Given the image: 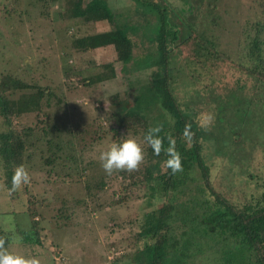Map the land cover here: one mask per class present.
Masks as SVG:
<instances>
[{
    "label": "trees",
    "instance_id": "16d2710c",
    "mask_svg": "<svg viewBox=\"0 0 264 264\" xmlns=\"http://www.w3.org/2000/svg\"><path fill=\"white\" fill-rule=\"evenodd\" d=\"M82 1L70 0L73 17L88 23L104 21L111 27L108 31L76 39V51L111 46L116 51L114 63L119 62L121 68H126V64L133 59V45L124 31L132 27L114 24V15L104 0H87L81 7ZM132 2L142 14L154 16V23L144 26L143 35L148 32L149 36L154 35L155 38L152 40L155 43L153 52L145 54L148 59L145 57L146 63H142V68H139L154 70L139 81L142 84L146 80L147 85L146 89L142 86L137 92L140 93L131 99L133 106L127 109L123 102L137 85V81H129L135 73L125 76L128 85L122 94L107 96L101 84L117 77L112 63L103 65L105 70L110 71L109 78H105L102 73L82 76L83 71L79 75L74 72L73 75L84 93L83 98L90 100L91 107L101 105L103 98H107L110 107H117L104 118L109 140L119 143L125 135H129L141 143L146 153L139 170L111 174V177L119 178V186L118 190L112 192L110 205L127 207L129 202H135L131 208V218L119 220L117 225L113 224L108 230L112 233L114 228L122 230L124 226L131 227L127 233L132 240L130 242L127 239L126 247L132 246L129 249L133 253L122 264H196L200 260V264H264V164L257 172L251 173L243 171L249 165L237 170L229 162L232 152L240 153L243 149H250L259 153L263 147L254 143L243 147L245 142L242 137H245L243 133L248 134L253 128L264 129V4L257 3L262 8V16L260 20L256 18L245 24L243 44L231 55L217 50L214 38L203 35L193 22L185 21L183 15H172L164 5L147 0ZM216 9L214 0L205 2L202 9L204 19L217 22L218 19L213 17ZM190 39L193 44L192 55L177 65L181 45ZM142 60L141 57L137 61L135 69H138ZM215 62L242 71L244 79L252 83L249 97H233L229 94L224 98L210 99V92L199 83L202 82V74L194 65ZM204 70L207 73L211 69ZM87 87L92 90H87ZM27 89L32 87L14 77H0V116L5 118L4 123H8L11 115L5 94ZM35 91L34 96H31L41 101L44 93L38 88ZM141 95L146 98L141 99ZM205 97L208 100L204 101ZM210 115L213 119L209 123ZM90 124L95 123L92 121ZM156 126L162 127L159 135L163 138L165 149L169 147L167 136L171 134L175 138V150L181 155L182 172L173 174L166 166L169 157L165 152L156 155L144 142L148 129ZM48 130L47 127L44 131ZM186 130L192 134L190 142L185 139ZM51 131L57 133L58 129L51 128ZM30 132H0V179L3 178L0 193L14 207L6 212L0 211V214H24L27 221L23 229L17 228L16 218L15 228L0 227V238L5 240L6 249L14 234L25 245L39 247L42 242L39 219L43 216L41 211L35 209V205L39 204L30 198V202L25 198L27 206L21 202L25 197L26 185L21 187L24 190L18 189L11 194L6 191V188H11L15 168L21 164L27 167L31 159L28 151L35 148L39 141H31ZM95 138L93 141L100 145L105 137ZM77 139L82 140L81 137ZM77 143L75 139L67 141L69 150L63 155V143L47 141L44 151L47 158L43 159V165L54 166L56 161L63 158L65 166L62 167V180L68 177L71 183H84L79 171H83L89 164L81 160L85 145L79 148ZM221 161L232 170L233 175L222 173L217 178L213 176V168L216 169ZM51 168L46 173L49 179L47 182H60L59 174L53 176L51 172L50 176ZM76 172L78 176H75ZM104 177L107 179L109 175ZM101 178L94 189L101 191L105 187L104 179ZM212 178L227 189L218 188L215 191L211 187ZM83 189L89 197L92 190L88 183H84ZM52 201H56L54 196ZM60 201H56L60 204L57 215L67 220L69 217L65 215L63 205L65 200ZM22 206H26L23 211ZM13 229L17 231L12 233Z\"/></svg>",
    "mask_w": 264,
    "mask_h": 264
},
{
    "label": "rangeland",
    "instance_id": "374dc122",
    "mask_svg": "<svg viewBox=\"0 0 264 264\" xmlns=\"http://www.w3.org/2000/svg\"><path fill=\"white\" fill-rule=\"evenodd\" d=\"M86 1L81 2V7ZM153 1L164 5L172 15H183L185 21L193 22L203 35L214 38L217 50L231 55L243 44L242 32L245 24L261 18L262 8H259L257 3L264 4V0H214L217 9L213 17L218 20L212 23L204 19L202 10L203 4L211 0ZM104 2L114 15V24L132 27L128 31L123 30L133 45L131 50L133 59L126 64V68H121L119 62L114 63L116 51L111 46L76 51L74 47L76 39L108 31L111 25L104 21L88 23L73 17L70 0H0V77L11 76L32 87L5 94L11 115L8 117V123H4L5 118L0 116V132L30 130V140L39 139L36 147L28 151L31 159L26 168L29 169L31 179L25 186L27 190L21 202L27 206L25 198L29 202L30 198L32 202L39 204L35 205V209L41 211L43 216L40 219L37 217L40 220L39 227L42 228L39 232L41 246L25 245L21 238L14 234L7 251L26 258L33 256L39 259L40 264H122L124 259L133 253V250L129 249L132 246L126 247V243L132 240L127 233L131 227L124 226L122 230L114 228L112 233L108 230L113 224L117 225L119 220L131 218V208L135 202H129L127 207L110 205L112 192L118 190L119 178L115 179L109 175L106 179L104 176L107 174L99 161L100 152L107 150L112 143L108 138L110 135L107 134L108 126L104 118L117 107H110L107 98H103L101 105L91 107L90 100L83 98L84 93L79 89L73 75L74 72L79 75L80 71H83L82 76L102 73L105 78H109L110 71L105 70L103 65L112 63L117 77L101 84L102 91L107 96L122 94L128 85L125 76L135 73L129 81H137V85L123 102L125 108H131L133 106L131 99L140 93L137 92L142 86L146 89V80L142 84L139 81L154 70L139 69L142 68V63H146L145 54L152 53L155 48V43L152 42L155 39L154 35L149 36L148 32L143 35L144 26L152 25L154 16L142 14L132 0ZM192 48L191 39L181 45L177 65L181 64L184 58L191 57ZM141 57L143 60L139 62L138 69H135ZM194 66L202 74V82L199 83H202L200 85L205 87L208 93L210 92V99L224 98L229 94L233 97H249L252 83L244 79L240 69L231 68L220 62L198 63ZM207 68L211 70L206 73L204 69ZM211 77L212 79H209ZM36 88L44 93L41 101L33 97ZM86 89L92 90L88 87ZM140 98L144 99L146 96L141 95ZM204 99L208 100L206 97ZM92 121L95 124H90ZM47 127L49 130L44 131ZM51 128H57L58 132L51 131ZM243 135L245 136L242 137L245 142L243 147L252 143L263 147L259 149V153L258 151L254 153L250 149H243L240 153L232 152L229 162L237 170L249 165V168L243 171L254 173L264 164V129L253 128L250 133ZM100 136L105 138L97 145L93 140ZM77 137H81L82 140H78ZM128 137L131 136L125 135L124 139ZM74 139L78 142L79 148L84 145L86 147L81 160L88 162L89 166L79 171V174L92 190L89 197L83 189L84 183H71L72 180L68 177L62 180L64 172L62 167L65 166L63 158L56 161L55 165L51 166L53 168L43 165V159L47 158L44 154L47 141L63 143L62 154L65 155L69 150L66 142ZM50 168V176L51 172L53 176L59 174L60 182L54 184L47 182L49 179L46 173ZM213 169L215 178L222 173L234 174L223 161ZM75 176H78V172ZM100 177L105 182V187L101 191L93 188L101 181ZM211 187L215 188V191H218V188L227 189L213 178ZM1 195L0 193V211L6 212L14 208L13 203L6 200L7 197L3 199ZM53 196L56 201L65 200L64 213L69 219L58 217L60 204L52 201ZM26 206H22L21 211L25 210ZM15 218L17 228H26L24 214L13 215L9 212L0 214V227L15 228ZM15 231L17 229H13L12 233ZM200 261H196V264H200Z\"/></svg>",
    "mask_w": 264,
    "mask_h": 264
},
{
    "label": "clouds",
    "instance_id": "9594fccd",
    "mask_svg": "<svg viewBox=\"0 0 264 264\" xmlns=\"http://www.w3.org/2000/svg\"><path fill=\"white\" fill-rule=\"evenodd\" d=\"M213 117L209 116V123ZM162 131L161 126L150 127L144 136V142L150 146L156 155H159L161 151L169 157L166 160L167 168L171 169L173 174L183 171L181 155L175 150V138L169 134L167 139L169 141V147L167 149L163 146V138L159 133ZM186 141L190 142L191 132L186 130ZM145 150L136 138L128 137L122 142H113L110 144L107 150L100 152L99 161L105 174L111 175L114 172H134L139 170L140 165L145 160ZM30 174L25 165H18L11 178V188H6V191L11 194L23 185L30 182ZM0 264H40L39 259L35 257L26 258L20 255L10 254L5 248V240L0 238Z\"/></svg>",
    "mask_w": 264,
    "mask_h": 264
},
{
    "label": "flooded vegetation",
    "instance_id": "af4514ba",
    "mask_svg": "<svg viewBox=\"0 0 264 264\" xmlns=\"http://www.w3.org/2000/svg\"><path fill=\"white\" fill-rule=\"evenodd\" d=\"M150 2H152V3H159V2H154L153 0H151Z\"/></svg>",
    "mask_w": 264,
    "mask_h": 264
}]
</instances>
